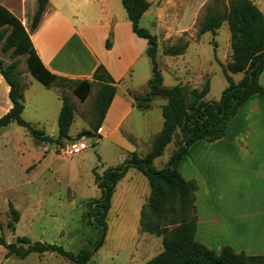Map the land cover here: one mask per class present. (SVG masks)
Instances as JSON below:
<instances>
[{
  "label": "rangeland",
  "instance_id": "rangeland-1",
  "mask_svg": "<svg viewBox=\"0 0 264 264\" xmlns=\"http://www.w3.org/2000/svg\"><path fill=\"white\" fill-rule=\"evenodd\" d=\"M145 1L150 7L143 15L140 27L148 29L157 37V61L164 78L163 86L181 85L190 91L195 89L194 84L202 82V90L208 83L211 87L206 101H219L228 86L222 67L232 60L230 17L227 15L216 34H200L199 24L207 6L216 3L226 7L228 0ZM114 3L126 12L121 0H114ZM0 4L31 31L34 0H0ZM91 9L84 8L83 16H88ZM0 58L5 66L15 60L20 61L22 83L28 84L22 118L34 130L44 131L51 137L58 135L62 97L75 106V118L69 135L90 130L95 124L94 100L99 91L98 86L94 85L89 97L81 102L66 90L58 91L55 85L45 87L32 78L27 66V55L12 59L10 52L3 53L0 47ZM134 70L132 81L135 83L136 95H144L148 91L146 77L152 76L150 58L145 55ZM189 79H192L193 85L189 84ZM1 80L0 75V105L5 101L9 104L8 89ZM234 81H239V77L234 76ZM139 104L140 110L144 109L146 104ZM165 104L166 99L161 97L155 98L150 104L151 110L146 113L150 126L147 130L136 128L143 139L153 133L163 120L160 107ZM137 114L141 118L143 113ZM82 143L87 147L69 155L62 149L79 144L78 141L65 142L61 146L48 145L35 140L25 128L17 124L12 123L0 129V236L8 244L26 248L17 239L27 237L32 242L56 244L78 254L82 250L92 249L100 240L101 228L94 218L95 202L102 195L97 178L107 169L121 166L129 154L108 143H99L97 137L86 138ZM174 145L170 144L153 163L154 169L162 170L167 166L175 151ZM150 194L151 189L144 175L130 168L117 184L111 200L105 220V241L87 264H144L148 261L149 258H145L143 253L144 235L139 229V211ZM10 204L20 213V220L14 230L8 226L11 222ZM172 218L169 215L167 220ZM158 238L161 243L158 241L155 249L161 244L163 252L162 238ZM0 264L76 263L56 253L31 254L21 259L14 254L8 255L7 249L0 246Z\"/></svg>",
  "mask_w": 264,
  "mask_h": 264
},
{
  "label": "trees",
  "instance_id": "trees-1",
  "mask_svg": "<svg viewBox=\"0 0 264 264\" xmlns=\"http://www.w3.org/2000/svg\"><path fill=\"white\" fill-rule=\"evenodd\" d=\"M48 3L49 0H37L31 31L38 28ZM121 3L133 32L147 42L146 54L152 65L147 93L134 94V100L139 108V103L143 102L146 104L143 108L148 109L155 98L166 99V104L162 106V130L154 138L148 154L140 157L137 153H130L121 166L107 169L97 178L102 195L95 202L94 218L97 226L101 228V238L92 249L75 254L62 246L32 242L27 237L17 239V242L26 248H17L16 244H8L3 236H0V246L7 249L8 255L14 254L21 259L31 254L56 253L76 264H87L105 241V220L117 184L126 176L127 171L133 168L144 175L151 189L150 197L141 210L140 230L161 237L163 245V252L146 264H264L262 256L237 255L230 247H223L219 253H215L195 241L197 185L195 181H186L178 171L182 158L194 142H214L225 137L227 125L237 116L239 110L253 96H264V85L259 81L264 71L263 12L251 0H228L226 7L216 3L206 7L199 24V33L216 34L228 15L232 51L231 62L222 67L228 86L219 101L208 102L205 99L210 91L208 83L202 90L190 91L181 85L163 86V77L157 61V37L148 29L140 27V21L150 4L145 0H121ZM111 42L112 34L106 42V49L111 48ZM0 47L3 53L10 52L12 59L27 55L30 76L45 87L52 85L56 77L41 64L27 29L1 4ZM19 65L20 61L15 60L5 66L0 58V74L9 86L8 97L12 104L11 109L0 118V129L14 123L25 128L35 140L58 146L64 145L65 142L80 141L82 138L99 137L98 132L117 92V82L103 66L97 69L93 82H76L71 87L73 94L81 102L89 97L94 85L99 87L94 100V113L97 118L95 124L90 130L80 131L74 138L70 137L75 106L62 97L58 118L59 131L57 137L53 138L44 131L34 130L22 118L26 85L22 83ZM237 73H243L239 82H235L232 77ZM173 140H176V149L167 166L162 170L154 169V161L164 154L166 147ZM9 210L11 222L8 226L14 230L20 220V213L12 204L9 205ZM169 215L173 216L171 220H167Z\"/></svg>",
  "mask_w": 264,
  "mask_h": 264
},
{
  "label": "crops",
  "instance_id": "crops-1",
  "mask_svg": "<svg viewBox=\"0 0 264 264\" xmlns=\"http://www.w3.org/2000/svg\"><path fill=\"white\" fill-rule=\"evenodd\" d=\"M251 1L264 14V0ZM34 3L32 14L37 0ZM86 7L92 9L83 16ZM28 33L41 64L56 77L51 86L55 85L58 91L73 94L74 83L93 82L100 66L117 82L116 95L98 132L99 143L140 157L150 152L164 119L143 139L136 128L147 130L150 126L146 113L151 105L140 110L133 98L136 92L132 81L135 67L147 55L148 45L133 32L127 13L114 0H49L38 28ZM110 34L111 48L106 49ZM234 76L240 81L243 73L233 74V79ZM1 78L9 93V86ZM149 80L147 76V86ZM191 80L189 84L193 85ZM259 81L264 85V71ZM201 85L202 82L193 87L200 90ZM11 107L10 100L9 104L5 101L0 105V116ZM137 113H143L141 118ZM84 139L78 142L87 147L82 143ZM174 143L175 150L176 140L171 144ZM178 171L186 181L197 185L195 241L215 253L230 247L237 255L264 257V96H253L239 110L227 125L225 137L214 142H194ZM143 235V253L149 258L146 264L162 249L161 244L155 249L160 238L144 232Z\"/></svg>",
  "mask_w": 264,
  "mask_h": 264
},
{
  "label": "built area",
  "instance_id": "built-area-1",
  "mask_svg": "<svg viewBox=\"0 0 264 264\" xmlns=\"http://www.w3.org/2000/svg\"><path fill=\"white\" fill-rule=\"evenodd\" d=\"M77 146H81V147L79 148ZM81 148H85V145H83V144H76V145H71V146L68 145V146H66L65 149H62V152L69 154V155H72L74 153L80 152Z\"/></svg>",
  "mask_w": 264,
  "mask_h": 264
}]
</instances>
